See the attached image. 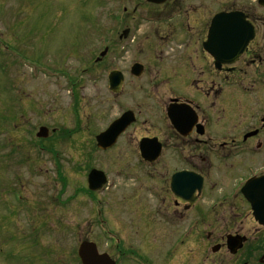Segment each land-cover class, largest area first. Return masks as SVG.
<instances>
[{
	"label": "rangeland",
	"instance_id": "rangeland-1",
	"mask_svg": "<svg viewBox=\"0 0 264 264\" xmlns=\"http://www.w3.org/2000/svg\"><path fill=\"white\" fill-rule=\"evenodd\" d=\"M187 4L188 33L217 8ZM155 8L145 0H0V264H81L82 240L117 256L110 236L144 222L142 212L160 203L139 167L140 122L115 148L94 149L95 135L124 110L141 109L148 126H161L150 97L149 81L159 78L153 61L180 56L187 64L189 53L179 25ZM105 47L108 55L95 62ZM135 62L147 69L139 80L130 74ZM113 70L125 74L117 96L107 83ZM40 126L50 132L44 141L35 137ZM92 168L109 179L95 194L87 185Z\"/></svg>",
	"mask_w": 264,
	"mask_h": 264
},
{
	"label": "flooded vegetation",
	"instance_id": "flooded-vegetation-1",
	"mask_svg": "<svg viewBox=\"0 0 264 264\" xmlns=\"http://www.w3.org/2000/svg\"><path fill=\"white\" fill-rule=\"evenodd\" d=\"M193 1L200 9L217 8L202 30L188 33L194 11L186 7ZM147 3L179 25V43L184 48L188 40L189 57L187 64L180 56L175 62L153 61L151 74L159 78L149 81L150 97L157 98L161 126H148L141 109L121 113L132 111L134 118L124 134L140 122L139 167L151 179L147 193L160 203L141 211L144 222L119 229L118 255L112 257L117 264H264V0ZM220 13L233 24L207 48L211 21ZM248 32L254 35L239 57L226 61L215 55L232 50L224 36ZM132 66L133 79L147 74L144 65L133 74ZM144 139L150 143L148 160L140 154ZM179 173L182 180L173 184Z\"/></svg>",
	"mask_w": 264,
	"mask_h": 264
},
{
	"label": "water",
	"instance_id": "water-1",
	"mask_svg": "<svg viewBox=\"0 0 264 264\" xmlns=\"http://www.w3.org/2000/svg\"><path fill=\"white\" fill-rule=\"evenodd\" d=\"M152 2L161 3L165 0H148ZM225 16L223 14H220L215 17L213 20V23L216 22L214 28L211 29V40L214 41V39H217L219 37H216L215 30L217 29L218 22ZM129 30H125L123 35L127 36ZM252 33L248 32L246 36L240 35L238 33L237 36L235 35H228L224 36L227 39L232 40V50L230 53L222 54L221 51H215V55L222 57L223 60L226 61H232L235 59L242 51L243 48L246 46L249 39L252 38ZM223 37V35H221ZM213 44V43H212ZM206 44V46H209V48L212 46ZM215 47H217V44H215ZM107 52V49L102 53V55H105ZM232 59V60H231ZM139 65H135L132 69L133 73H140V67L138 69ZM110 81H111V88L115 91H118L120 89V86L123 81V76L119 71H114L110 75ZM130 115L126 113L122 118L114 122L107 131L103 132L101 135L97 137V140L99 142V145L103 148H108L112 146L118 137V135L127 127V125L130 123L131 118ZM49 135V129L47 127H41L37 133V136L39 138H46ZM142 151L143 155L145 157H148V148L146 147L145 143H142ZM107 178L105 174L102 171H98L96 169L92 170L89 174V186L92 190H98L103 187V185L106 183ZM192 201V200H191ZM79 255L81 257L83 264H115L114 261H112L107 254H99L97 250V246L93 242L84 241L80 248H79Z\"/></svg>",
	"mask_w": 264,
	"mask_h": 264
},
{
	"label": "bare ground",
	"instance_id": "bare-ground-1",
	"mask_svg": "<svg viewBox=\"0 0 264 264\" xmlns=\"http://www.w3.org/2000/svg\"><path fill=\"white\" fill-rule=\"evenodd\" d=\"M216 22L213 23V21H211L210 27H209V33H208V40L206 42V44H208L210 46V44H214V42L218 39H214V41L211 40V34L212 31L211 29L214 28ZM228 24H233V21L231 20L230 17H223L217 24V29L215 30V35L216 37H219L221 35H224V31L226 30V27ZM230 32V29L228 30V33ZM124 33V31H123ZM208 46V47H209Z\"/></svg>",
	"mask_w": 264,
	"mask_h": 264
}]
</instances>
